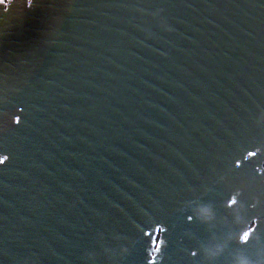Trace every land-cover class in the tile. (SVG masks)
<instances>
[{
	"label": "water",
	"instance_id": "obj_1",
	"mask_svg": "<svg viewBox=\"0 0 264 264\" xmlns=\"http://www.w3.org/2000/svg\"><path fill=\"white\" fill-rule=\"evenodd\" d=\"M0 157V264H264V0H5Z\"/></svg>",
	"mask_w": 264,
	"mask_h": 264
},
{
	"label": "clouds",
	"instance_id": "obj_2",
	"mask_svg": "<svg viewBox=\"0 0 264 264\" xmlns=\"http://www.w3.org/2000/svg\"><path fill=\"white\" fill-rule=\"evenodd\" d=\"M4 2H5V0H0V3H4ZM200 211H201L202 214H205V215H207V213H208V209H207L206 206H202ZM256 226H257V221H256L255 218H253V222H252L251 226L247 227L240 234L239 242L242 243V244L248 243V234L250 232H253L255 230ZM159 247H160L159 244H156L154 251H158ZM123 251H127V249H123ZM194 253H195V251L193 250V252L191 254L193 255ZM148 264H156L155 259L153 258V259L148 260ZM238 264H251V262H249L247 260H244V259H241V260L238 261Z\"/></svg>",
	"mask_w": 264,
	"mask_h": 264
},
{
	"label": "snow or ice",
	"instance_id": "obj_3",
	"mask_svg": "<svg viewBox=\"0 0 264 264\" xmlns=\"http://www.w3.org/2000/svg\"><path fill=\"white\" fill-rule=\"evenodd\" d=\"M18 122V121H17ZM254 155H256V153H254V152H250L249 153V156H254ZM8 159V157H0V164H3L6 160ZM239 165H237V167H238ZM189 219H191V218H189ZM193 255H195V253L193 254Z\"/></svg>",
	"mask_w": 264,
	"mask_h": 264
}]
</instances>
